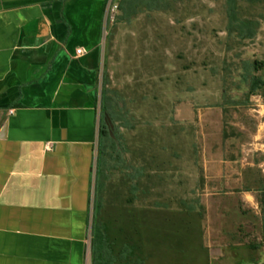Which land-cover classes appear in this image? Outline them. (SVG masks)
Here are the masks:
<instances>
[{
    "label": "rangeland",
    "instance_id": "1",
    "mask_svg": "<svg viewBox=\"0 0 264 264\" xmlns=\"http://www.w3.org/2000/svg\"><path fill=\"white\" fill-rule=\"evenodd\" d=\"M171 3L109 21L104 70L125 118H107L121 159L98 176L89 258L101 225L145 264H264V99L247 103L240 82L242 61L264 62V0ZM233 6L253 39L230 34Z\"/></svg>",
    "mask_w": 264,
    "mask_h": 264
},
{
    "label": "crops",
    "instance_id": "2",
    "mask_svg": "<svg viewBox=\"0 0 264 264\" xmlns=\"http://www.w3.org/2000/svg\"><path fill=\"white\" fill-rule=\"evenodd\" d=\"M109 2L0 0V264H93Z\"/></svg>",
    "mask_w": 264,
    "mask_h": 264
},
{
    "label": "trees",
    "instance_id": "3",
    "mask_svg": "<svg viewBox=\"0 0 264 264\" xmlns=\"http://www.w3.org/2000/svg\"><path fill=\"white\" fill-rule=\"evenodd\" d=\"M232 1V0H231ZM172 0H119V11L121 13L119 19L130 23L132 18L141 12H154L169 10ZM230 34L237 33L241 39H253L256 35L254 23L251 21H241L237 18L235 7L230 8ZM240 82L248 89L247 103L252 96L260 95L264 99V62L259 60H245L240 66ZM109 74L104 70L103 83L101 91V116L98 143V156L96 168V194L98 188V176L115 167V161L121 157H115L117 153L116 143L111 138L110 128L107 118H111L114 124L125 118L123 107L112 97L109 90ZM116 93L114 92V95ZM118 95H116V98ZM107 107L104 108V103ZM122 124V122H120ZM124 126V123L123 125ZM116 127V132L120 129ZM106 175V174H105ZM136 189V185L133 186ZM96 204V202H95ZM260 205L263 209L262 228L264 229V190L261 192ZM96 207V205H95ZM202 206L193 205L191 210L202 209ZM94 223L92 228V236L94 235ZM115 242L104 226H99L97 236L92 238V263L93 264H145L142 259L137 258L136 248L130 244H123L119 251L115 250Z\"/></svg>",
    "mask_w": 264,
    "mask_h": 264
},
{
    "label": "built area",
    "instance_id": "4",
    "mask_svg": "<svg viewBox=\"0 0 264 264\" xmlns=\"http://www.w3.org/2000/svg\"><path fill=\"white\" fill-rule=\"evenodd\" d=\"M118 11H119V4L115 0H110L107 9L108 22L111 21L113 23L115 21ZM77 53L81 54L82 50H78Z\"/></svg>",
    "mask_w": 264,
    "mask_h": 264
}]
</instances>
